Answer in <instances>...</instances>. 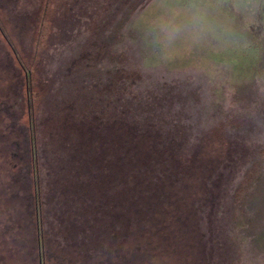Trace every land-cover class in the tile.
<instances>
[{"label":"rangeland","instance_id":"1","mask_svg":"<svg viewBox=\"0 0 264 264\" xmlns=\"http://www.w3.org/2000/svg\"><path fill=\"white\" fill-rule=\"evenodd\" d=\"M0 25L31 72L29 101L0 32V264H264V0H0ZM162 206L180 228L140 254Z\"/></svg>","mask_w":264,"mask_h":264},{"label":"trees","instance_id":"2","mask_svg":"<svg viewBox=\"0 0 264 264\" xmlns=\"http://www.w3.org/2000/svg\"><path fill=\"white\" fill-rule=\"evenodd\" d=\"M0 32H1V36L3 38V40L5 41L6 43V46L10 49L11 51V54L13 55V58L15 59V63L16 65L21 69V70H24L25 73H26V76H27V87H28V98H29V101L31 100L30 98V93H29V88H30V76H31V72H30V69L27 68L22 59L19 57L18 55V51L16 50L15 46L13 45V43L10 41V39L7 37V35L5 34V32L3 31V29L1 28V25H0ZM33 111L31 109V107L29 108V114H28V124L32 126V122H33ZM33 135V134H32ZM150 138V137H149ZM155 143V142H154ZM154 143H150L148 144L147 146H142L143 144H141V146H139L140 148L138 149V152H141V153H138L137 157H138V161L139 159H141L143 161V164L144 162L145 163H148V165L150 163H157L160 159H166V158H171V154L169 152V150H163V152H160V150L158 148H156V146H154ZM145 145V144H144ZM213 153V152H212ZM213 156L217 157V155H214ZM213 156L212 157H209L207 156L206 159L204 160V162L202 161L201 163H199V167H194L193 166V169L194 171H196V174L199 175V174H203V169L202 166L206 165H209L211 164L210 160L213 159ZM141 157V158H140ZM212 158V159H211ZM35 163V162H34ZM159 163V162H158ZM168 168L166 167H162L163 170H167L172 166V163L170 164V167L169 165L167 164ZM35 168V166H34ZM207 173V171H206ZM137 178H138V192L139 194L142 195V191H144V187H148L147 188V192L143 194V196H148V192L151 193L152 195H154L155 197H157V195L161 192H167L169 194H171V196H175V197H178V198H184L185 199V196L186 197H190L191 196V189H192V185L189 183L191 178L190 176L187 177L184 185H186L188 187L189 190L186 191V188L183 189H179L177 187H172V188H166L163 183L160 182L161 178L163 179V177H159L157 175H154V172L153 174H146L144 172H141L139 171V173H137ZM157 179V180H156ZM195 181L199 184L200 183V178H194ZM35 185H37L38 183V179L37 177L35 178ZM36 192V198H38V193L37 191ZM144 198V197H143ZM37 201H39L37 199ZM179 201H183L182 199H179ZM39 205V203H37ZM165 205V204H164ZM38 208V207H37ZM144 213L145 215L147 216L148 214H150V210H144ZM153 214L151 215V217L149 218H143L145 219L146 221H144V226H143V229L141 228H138L139 230V236H138V244H140V246H142L144 243H146V240L147 241H153L155 242H159V240H161L163 237L165 239V236H163V233L164 235H168L170 234L171 232H173L174 230V233L180 228L179 227V224L176 223L174 220V218L172 217V211L170 210L169 206H162V207H159L157 208L156 210H154V212H152ZM174 213V212H173ZM142 218V217H141ZM151 220H154L155 223H153ZM143 221V220H142ZM157 224H160V227H163V228H158L157 227ZM140 226V225H139ZM141 229V230H140ZM173 234V233H172ZM169 236V235H168ZM167 236V238H169ZM148 237V238H147ZM151 239V240H150ZM164 239L162 241H164ZM189 239V238H187ZM168 245H173L174 243L170 242L169 240H165ZM152 242V244H154ZM165 242V243H166ZM162 243V242H161ZM141 248L139 250V253L141 254V251L142 249L146 246H142L140 247ZM181 246V245H179ZM183 253L185 252L184 251V248H182L181 246V249H180ZM146 256L148 255L147 252H143ZM179 257H180V254L179 256H176V258L173 259L172 263L171 264H181L182 263H185V261L183 259L180 258L179 260Z\"/></svg>","mask_w":264,"mask_h":264},{"label":"flooded vegetation","instance_id":"3","mask_svg":"<svg viewBox=\"0 0 264 264\" xmlns=\"http://www.w3.org/2000/svg\"><path fill=\"white\" fill-rule=\"evenodd\" d=\"M40 246H41V245L39 244L38 247L41 248ZM38 253H39V255H40V258L37 259V260H38V264H42L41 250H40V251L38 250Z\"/></svg>","mask_w":264,"mask_h":264}]
</instances>
